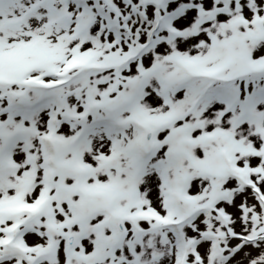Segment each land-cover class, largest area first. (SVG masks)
I'll return each instance as SVG.
<instances>
[{"label":"snow or ice","instance_id":"obj_1","mask_svg":"<svg viewBox=\"0 0 264 264\" xmlns=\"http://www.w3.org/2000/svg\"><path fill=\"white\" fill-rule=\"evenodd\" d=\"M0 264H264V0H0Z\"/></svg>","mask_w":264,"mask_h":264}]
</instances>
